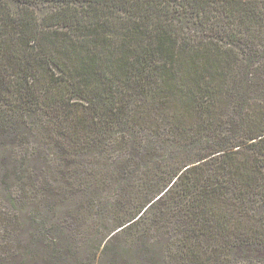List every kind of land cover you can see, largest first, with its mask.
Here are the masks:
<instances>
[{
	"label": "trees",
	"instance_id": "1",
	"mask_svg": "<svg viewBox=\"0 0 264 264\" xmlns=\"http://www.w3.org/2000/svg\"><path fill=\"white\" fill-rule=\"evenodd\" d=\"M258 248L264 0H0V264Z\"/></svg>",
	"mask_w": 264,
	"mask_h": 264
},
{
	"label": "rangeland",
	"instance_id": "2",
	"mask_svg": "<svg viewBox=\"0 0 264 264\" xmlns=\"http://www.w3.org/2000/svg\"><path fill=\"white\" fill-rule=\"evenodd\" d=\"M258 249H260L259 251L260 252H263L264 253V251L261 249V248H258ZM247 252H249L248 253V258H250V257H254V256H259V255H263V254H261V253H258L257 252V250H254V249H250V250H248ZM263 257H264V255H263ZM160 258L161 257H159V261H160ZM123 259H125V258H123ZM126 260V259H125ZM246 258L245 259H241L240 261H239V263L238 264H242V263H245L246 262Z\"/></svg>",
	"mask_w": 264,
	"mask_h": 264
}]
</instances>
